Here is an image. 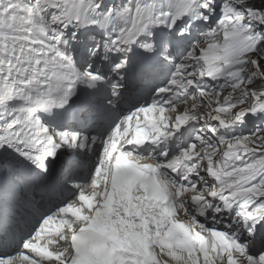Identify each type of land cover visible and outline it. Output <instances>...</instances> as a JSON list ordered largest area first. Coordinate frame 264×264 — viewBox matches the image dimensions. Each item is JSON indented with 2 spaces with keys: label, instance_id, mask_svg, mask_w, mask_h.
<instances>
[{
  "label": "snow or ice",
  "instance_id": "1",
  "mask_svg": "<svg viewBox=\"0 0 264 264\" xmlns=\"http://www.w3.org/2000/svg\"><path fill=\"white\" fill-rule=\"evenodd\" d=\"M0 264H264V0H0Z\"/></svg>",
  "mask_w": 264,
  "mask_h": 264
}]
</instances>
